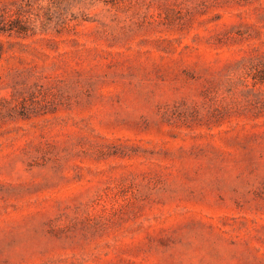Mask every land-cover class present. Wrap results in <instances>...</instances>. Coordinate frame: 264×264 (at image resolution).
<instances>
[{
  "label": "rangeland",
  "instance_id": "obj_1",
  "mask_svg": "<svg viewBox=\"0 0 264 264\" xmlns=\"http://www.w3.org/2000/svg\"><path fill=\"white\" fill-rule=\"evenodd\" d=\"M2 12L0 264H264V0Z\"/></svg>",
  "mask_w": 264,
  "mask_h": 264
},
{
  "label": "trees",
  "instance_id": "obj_2",
  "mask_svg": "<svg viewBox=\"0 0 264 264\" xmlns=\"http://www.w3.org/2000/svg\"><path fill=\"white\" fill-rule=\"evenodd\" d=\"M5 18H6L5 13L4 12L0 13V23L2 24L1 26H19L18 28L19 31L22 30L20 26H29V24L26 21L19 19L18 16L15 19L9 21H7Z\"/></svg>",
  "mask_w": 264,
  "mask_h": 264
}]
</instances>
